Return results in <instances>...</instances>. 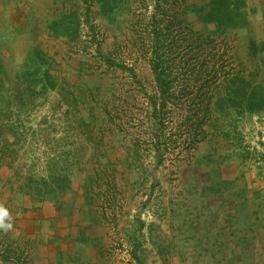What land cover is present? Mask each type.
I'll return each mask as SVG.
<instances>
[{
    "label": "rangeland",
    "instance_id": "374dc122",
    "mask_svg": "<svg viewBox=\"0 0 264 264\" xmlns=\"http://www.w3.org/2000/svg\"><path fill=\"white\" fill-rule=\"evenodd\" d=\"M157 1L48 0L46 39L32 35V47L8 55L0 49V245L24 264H33V241L23 228L39 203L52 198L71 210L96 188L97 172L102 187L108 179L119 189L110 247L123 249L129 233H141L138 260L125 263L264 264V167L235 155L264 151V103H221L218 124L227 134L193 150L181 144L184 136L172 142L170 120L155 146L144 95L154 89V15L180 21L160 50L176 85L188 79L180 61L208 66L212 55L222 65L221 92L235 79L230 92L241 85L242 94H264V0L230 27L202 21L207 0H159L158 8ZM188 28L212 41L194 40Z\"/></svg>",
    "mask_w": 264,
    "mask_h": 264
},
{
    "label": "trees",
    "instance_id": "16d2710c",
    "mask_svg": "<svg viewBox=\"0 0 264 264\" xmlns=\"http://www.w3.org/2000/svg\"><path fill=\"white\" fill-rule=\"evenodd\" d=\"M184 1L182 0V2ZM156 7H159V0L157 1ZM204 8L207 9L206 12L200 15V18L204 22H214L220 27L237 26L244 22V14L240 11V2L238 0H210ZM162 14L167 15L165 11H162ZM153 19V26L149 31V36H151L149 47L151 48L152 54L150 57V68L154 77V89L152 93H145L144 95L147 99L148 114L155 119V125L157 126V131L153 133L155 146L158 147L159 145L157 143L159 137L163 138L165 135L163 133L164 128H166L165 121L170 120V123L173 125L169 132L171 133L169 137L174 138L172 139L173 143L180 144L179 138L184 136L181 144H185L188 149L195 150L200 143L208 140L209 136L213 138L216 136V133L222 135L227 134L222 133L221 125L218 124L219 118L217 114L219 110H217V107L221 103L235 104L237 99L246 102L248 105L264 103V94L260 91L242 94L243 87L237 85L235 91L239 94L237 92H230L229 89H231L230 87L234 84L235 79L228 84L229 88H227V93L221 92L220 85L218 84V70L222 65L216 67L219 61L212 55L209 57L210 65L208 66H205L206 62L202 61L198 62L201 63L200 66L190 68L187 66L188 60H186V63L180 61L179 69L181 71L185 70L184 75L188 79L176 85L180 81L175 75H172L171 68L166 62L167 58L162 56L163 53L160 50L164 48V40L172 32L173 27L176 26L179 28L180 21H165L163 18L156 19L155 15ZM187 30L193 34L194 40L205 37L210 42L212 41L208 35L197 34L196 31H192L189 28ZM58 34L56 33V35ZM173 40L176 39H171V41ZM171 47L172 44L169 45V50H172ZM180 60L182 59L180 58ZM130 74L131 76L134 75V73ZM223 77L226 82L229 80L226 74ZM225 80H221V84ZM182 109L185 111L184 114L181 112ZM175 111H177L175 116L168 115ZM225 140L227 142V139ZM227 146H234L235 148V145L232 144H228ZM235 155L243 163H249L260 171L264 167V151H258L256 147H253L252 150L244 151L242 154L235 153ZM97 173H95L96 188H92L88 193L86 190L84 191V202L94 208L96 218L90 216L93 220H99V222H103L104 224L116 226L118 215L115 211V197L119 193V189L113 181L108 179L105 181L104 187H102ZM92 182L94 181L90 183ZM224 184L226 185L227 183ZM134 258L136 259V257ZM0 260L24 264L20 256L16 255L14 251H10L7 247L2 248L1 245Z\"/></svg>",
    "mask_w": 264,
    "mask_h": 264
},
{
    "label": "crops",
    "instance_id": "0c3cea01",
    "mask_svg": "<svg viewBox=\"0 0 264 264\" xmlns=\"http://www.w3.org/2000/svg\"><path fill=\"white\" fill-rule=\"evenodd\" d=\"M39 1L40 5L37 0H0V49L3 54L8 55L11 47H32L33 44L27 43L32 35L46 39L48 0H44L45 4ZM238 1L240 11H261L259 4H254L257 0ZM69 204L71 210L59 206L52 198L45 199L27 220L23 234L33 241V264H113L114 261L127 264L129 256L132 262L134 257L138 260L140 232L129 233L130 245L114 249L110 247L108 224L86 215L81 194L75 203ZM136 214L138 216V212ZM126 217L122 216L119 222L125 221ZM127 232L128 229L122 231L124 236ZM0 264L4 262L0 261Z\"/></svg>",
    "mask_w": 264,
    "mask_h": 264
},
{
    "label": "clouds",
    "instance_id": "9594fccd",
    "mask_svg": "<svg viewBox=\"0 0 264 264\" xmlns=\"http://www.w3.org/2000/svg\"><path fill=\"white\" fill-rule=\"evenodd\" d=\"M4 215H6V213H4ZM4 227H11V225L10 224H8V225H3Z\"/></svg>",
    "mask_w": 264,
    "mask_h": 264
}]
</instances>
